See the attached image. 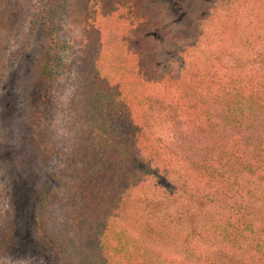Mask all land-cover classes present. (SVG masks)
Instances as JSON below:
<instances>
[{"label":"trees","instance_id":"16d2710c","mask_svg":"<svg viewBox=\"0 0 264 264\" xmlns=\"http://www.w3.org/2000/svg\"><path fill=\"white\" fill-rule=\"evenodd\" d=\"M42 41L33 80L73 145L35 130L63 156L28 208L49 264H264V0H0V71ZM10 184L0 264L27 251Z\"/></svg>","mask_w":264,"mask_h":264},{"label":"rangeland","instance_id":"374dc122","mask_svg":"<svg viewBox=\"0 0 264 264\" xmlns=\"http://www.w3.org/2000/svg\"><path fill=\"white\" fill-rule=\"evenodd\" d=\"M67 26L70 39L82 33L75 20L68 22ZM29 37L30 35H25L24 38L22 36L16 44L23 46L29 43ZM45 47L46 44L43 41L36 43L31 51L26 50L20 53L19 58L22 61L18 68L7 73V68L0 71V114L5 129V137L0 143V181L5 178L10 180V187L13 189L12 197L17 207L22 210L19 217L21 222H19V231L30 242H27V251L20 254L17 259L11 260L13 264H49L52 260L51 254L37 243L34 209L28 208L36 204L33 197L38 192H50L59 186L60 175L53 167L58 165L59 158L63 159V156L58 158L45 153L35 139V130L41 128L49 133L51 145L56 148L63 147L62 150L58 149L60 152L72 145L70 140L61 138V129L55 133L60 123V117L56 113L58 109L42 101L41 97L45 88L40 87L33 80L35 61L41 57ZM7 63L5 66H8ZM30 100H32V108L34 107L33 116L39 115L34 125L29 118L30 109L25 110Z\"/></svg>","mask_w":264,"mask_h":264}]
</instances>
